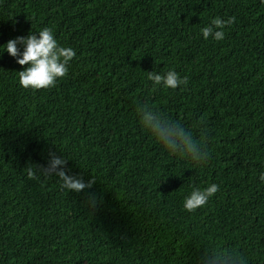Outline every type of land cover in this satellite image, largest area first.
Listing matches in <instances>:
<instances>
[{
	"label": "trees",
	"instance_id": "obj_1",
	"mask_svg": "<svg viewBox=\"0 0 264 264\" xmlns=\"http://www.w3.org/2000/svg\"><path fill=\"white\" fill-rule=\"evenodd\" d=\"M217 17L235 20L205 39ZM44 28L76 56L55 87L24 89L3 45ZM170 70L187 84L148 79ZM145 104L206 162L166 151L140 123ZM51 154L91 187L29 179ZM262 173L264 0H0V264H264Z\"/></svg>",
	"mask_w": 264,
	"mask_h": 264
},
{
	"label": "clouds",
	"instance_id": "obj_2",
	"mask_svg": "<svg viewBox=\"0 0 264 264\" xmlns=\"http://www.w3.org/2000/svg\"><path fill=\"white\" fill-rule=\"evenodd\" d=\"M234 20V17L227 20L217 17L211 21L209 26L202 28L201 33L205 39L211 36L216 41H221L225 38L223 29L226 25L234 23ZM18 45L23 47L22 52ZM3 47L8 55L13 57L23 69L17 74L19 84L24 89L40 90L55 87L58 79L66 77L69 62L76 56V51L73 48L58 45L53 31L49 28H44L38 34H28L9 40ZM148 79L154 85L163 84L164 87L170 89H176L188 82L187 77L181 79L175 71L171 70L163 76L149 72ZM138 113L142 127L166 151L190 159L196 164L206 162L208 152L205 145L194 138L192 133L181 124L166 118L147 104L141 105L138 108ZM65 164L64 158L51 154L47 167L34 168L28 166V177L29 179L34 178L36 171L45 176L55 175L62 182V189L73 192H80L91 187V181L86 184L82 179L68 175L64 170ZM260 179L264 181V173L260 175ZM218 191L219 185L217 184H211L204 189L193 187L190 195L184 199V210L192 213L204 207Z\"/></svg>",
	"mask_w": 264,
	"mask_h": 264
}]
</instances>
